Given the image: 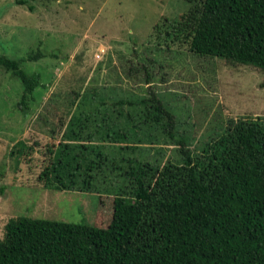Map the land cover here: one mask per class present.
<instances>
[{
    "label": "trees",
    "instance_id": "trees-1",
    "mask_svg": "<svg viewBox=\"0 0 264 264\" xmlns=\"http://www.w3.org/2000/svg\"><path fill=\"white\" fill-rule=\"evenodd\" d=\"M181 1L188 8L168 25L166 42L264 70V0ZM20 63L0 56L24 85L25 110L43 82ZM73 93L39 179L49 189L98 193V216L92 224L12 217L0 264H264L263 116L228 117L192 147L180 114L158 94ZM28 148L19 140L11 154Z\"/></svg>",
    "mask_w": 264,
    "mask_h": 264
},
{
    "label": "rangeland",
    "instance_id": "rangeland-1",
    "mask_svg": "<svg viewBox=\"0 0 264 264\" xmlns=\"http://www.w3.org/2000/svg\"><path fill=\"white\" fill-rule=\"evenodd\" d=\"M187 8L181 0H0V56L19 59L43 82L23 110L21 79L0 65V238L19 215L96 220L98 193L49 189L39 179L49 146L62 137L74 91L158 94L180 114L192 147L228 117H264L262 68L197 55L182 40L166 42L168 25ZM30 53L40 57L29 60ZM19 140L31 148L18 157L11 151Z\"/></svg>",
    "mask_w": 264,
    "mask_h": 264
}]
</instances>
